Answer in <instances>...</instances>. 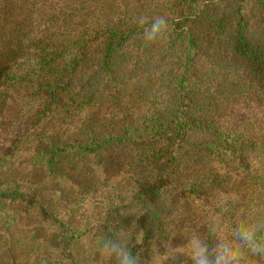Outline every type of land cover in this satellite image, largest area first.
<instances>
[{
	"label": "trees",
	"instance_id": "16d2710c",
	"mask_svg": "<svg viewBox=\"0 0 264 264\" xmlns=\"http://www.w3.org/2000/svg\"><path fill=\"white\" fill-rule=\"evenodd\" d=\"M253 154L264 0H0V264H104L85 241L122 233L150 260L211 200L264 205Z\"/></svg>",
	"mask_w": 264,
	"mask_h": 264
},
{
	"label": "clouds",
	"instance_id": "9594fccd",
	"mask_svg": "<svg viewBox=\"0 0 264 264\" xmlns=\"http://www.w3.org/2000/svg\"><path fill=\"white\" fill-rule=\"evenodd\" d=\"M138 23L144 25L147 19L139 18ZM168 20L164 16L155 17L150 25L144 28V40L150 43L162 41L168 33ZM264 157L258 158L256 154L250 157L249 163L252 171L259 170L264 173ZM97 176L103 184L105 172L97 170ZM106 189L101 188V193ZM238 197L218 198L205 205L204 219L198 228L187 234L182 233L186 243L173 247L172 244L164 246L161 252L155 241L151 245V259L143 260L142 251L133 255L127 243V234L122 233L117 239L99 237L94 241H85V247L98 253L104 264H170L178 257L191 260L192 264H264V205L259 202L251 203L244 208L235 209ZM200 200H196L199 207ZM206 226V231H201ZM135 227V225H133ZM133 229V228H132ZM131 230V229H129ZM144 232L135 231V245L144 243Z\"/></svg>",
	"mask_w": 264,
	"mask_h": 264
}]
</instances>
